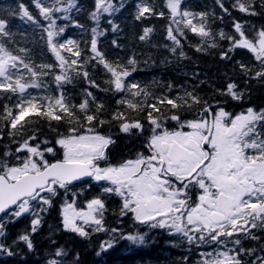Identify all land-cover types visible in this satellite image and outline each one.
<instances>
[{
	"label": "snow or ice",
	"instance_id": "6c2138e0",
	"mask_svg": "<svg viewBox=\"0 0 264 264\" xmlns=\"http://www.w3.org/2000/svg\"><path fill=\"white\" fill-rule=\"evenodd\" d=\"M186 4L187 0H151L141 7L137 0L140 12L134 18L165 21L162 40L167 43L160 47L181 61L190 59L185 44L197 55L212 53L222 78L208 85L212 95L201 91L205 80L191 87L171 78L134 80L140 63L134 53L127 66L119 58L109 66L98 43L81 48L69 29L58 26L52 9L39 17L32 37L22 42L9 30L8 20L0 18V171L12 167V157L17 164H24L21 157L36 162L46 173L44 182L51 180L45 189L50 198L40 201L48 207L61 193L62 205L70 203L69 194L86 197L85 205L95 200L86 218L73 216L69 227L62 216L57 230L82 242L95 237L96 245L89 244L92 264H135L132 258L146 233L136 240L127 235L130 226L167 234L171 247H176L173 237L183 239L185 254L177 264H230L239 244L237 224L244 216L264 222V98L257 104L250 92L253 82L264 88V25H250L251 31H246L245 22L233 18L225 28L223 14L213 11L209 21L206 9ZM216 6L227 12L222 4ZM246 14L257 17L255 11ZM152 34L155 25L148 23L137 39L144 41ZM97 67L104 69L99 83L90 78ZM199 75L197 71L193 78ZM75 80H83L84 88L73 96L69 86L75 87ZM122 145L125 150L117 153ZM66 163L77 165L79 174L67 179ZM137 163L143 170L139 175L132 170ZM89 176L92 182L85 189L66 191ZM103 179L112 181L115 193L105 187L95 197L88 196L86 190ZM157 188L166 195H153ZM105 196L115 206L111 214L119 211V227L111 231L122 239L113 243L100 239L108 232L103 223ZM243 223L256 228L254 222ZM37 231L32 228L34 235ZM128 239L137 247L122 249ZM49 244L53 251L45 254L46 264H61V258L64 264H85L79 250L69 255L56 240Z\"/></svg>",
	"mask_w": 264,
	"mask_h": 264
},
{
	"label": "trees",
	"instance_id": "16d2710c",
	"mask_svg": "<svg viewBox=\"0 0 264 264\" xmlns=\"http://www.w3.org/2000/svg\"><path fill=\"white\" fill-rule=\"evenodd\" d=\"M139 2L143 7L145 4H150L151 0H139ZM217 3L222 4L227 12L222 13L221 8L216 6ZM32 4H35L36 7L33 8ZM136 4L137 0H31V3L30 0H0V18L8 20L9 30L17 33L15 39L22 42L26 36L32 37L34 30L39 26V17L41 15L48 16L47 9H52L58 26L69 29L71 37L80 42L81 48L87 47L89 44L95 48L98 43L99 49L107 57L109 66L116 65V58H119L121 64L127 66L129 54L134 53L136 59L140 61L137 65L136 75L133 77L134 80L146 82L153 77L163 80L171 78L177 83L189 87L199 80H205L206 83L201 86V91L203 94L212 95L213 90L208 85L218 83L222 79L219 75L221 68L218 67V62L213 59V54L197 55L185 44L184 51L190 59L181 61L178 56H171L166 49L160 47L161 44L167 43L162 40L165 21L152 19L150 22L144 20L138 22L134 18L140 12V8H137ZM186 6L198 10L206 9L209 21L213 18V11L216 15L223 14L225 28L233 18L245 22L246 31H251L250 25L258 27L264 25V0H187ZM253 11L257 13L256 18L246 14ZM148 23L155 25V34H152L150 38L145 36L144 41L137 39L141 28ZM113 24L116 25L115 29L112 27ZM189 40L196 43L194 37L189 36ZM113 42L116 43V47H113ZM153 44L156 45L155 48L152 46ZM165 57L167 59L161 64V60ZM99 59L104 62V57H99ZM169 60L171 63L168 62ZM197 71L200 75L193 78ZM103 73L104 69L97 67L95 73H90V78L99 83L104 78ZM73 83L75 87L69 86V91L73 96H76L84 88V82L75 80ZM105 86L101 84V87ZM155 91L158 92L159 89L157 88ZM250 92L251 99L257 104L261 103L264 98V88L253 82L250 85ZM101 98L108 101L107 96ZM124 150L125 146L122 145L117 149V153ZM9 159L12 167H5L0 173H7L13 168L33 163L24 157H21L24 164H17L14 157ZM89 182L92 180L69 185L66 191L69 193L78 192L85 189ZM105 187H111L115 193V189L109 184V181H95L93 188L87 189L86 193L88 196L95 197L96 193ZM49 198L50 194L44 191L28 200L24 211L15 209L0 218V264H26V262L36 259L40 260V264H46L48 257L45 254L53 251L49 244L50 239L56 240L62 252L67 251L69 255L74 250H79L85 264H92L93 255L89 244L95 246L96 238L82 242L70 233L58 232L62 216L65 221L63 210L66 204H61L64 196L61 193L60 196L52 200L51 207L40 203L42 199ZM85 199L86 197H73L70 194L68 196L69 202L75 200L78 207L85 205ZM103 199L108 201L106 196ZM114 207V204L108 201V208L104 213L107 219L103 221L108 227V232L100 237V239L107 237L109 243L122 239L118 233L111 231L113 227H119L116 223L119 211L115 216L111 214ZM41 209H46L47 214L45 215ZM243 220H248L249 223L254 222L256 228L250 229L248 224L243 223ZM33 221H39V225L33 224ZM77 224H81V222L78 221ZM89 224L98 227L92 222ZM34 227H38L35 235L32 232ZM237 227L240 228V232L235 236V239L239 241V244L234 246L237 255H230V264H264V222L252 221L248 216H244ZM49 233H52L51 237ZM145 233L144 242L139 245V251L132 258L135 264H177V258L185 254L186 243L183 239L173 237L176 247H171L166 243L169 240L167 234L159 230L148 231L145 228L137 229L136 226H130L127 235L138 240L139 236ZM21 237H25L23 242H21ZM29 244L33 246L31 250L26 247ZM136 247L137 244L132 239L125 240L121 244L122 249ZM61 264H64L63 258H61Z\"/></svg>",
	"mask_w": 264,
	"mask_h": 264
},
{
	"label": "water",
	"instance_id": "95a60500",
	"mask_svg": "<svg viewBox=\"0 0 264 264\" xmlns=\"http://www.w3.org/2000/svg\"><path fill=\"white\" fill-rule=\"evenodd\" d=\"M64 166H70L65 164ZM46 173L27 174L20 180L9 183L8 180L0 175V215L15 207L19 201L34 195L39 189L49 184L44 182L43 177Z\"/></svg>",
	"mask_w": 264,
	"mask_h": 264
},
{
	"label": "rangeland",
	"instance_id": "374dc122",
	"mask_svg": "<svg viewBox=\"0 0 264 264\" xmlns=\"http://www.w3.org/2000/svg\"><path fill=\"white\" fill-rule=\"evenodd\" d=\"M29 166H31L32 170H28ZM132 170L137 171L138 175L143 171L142 169H140L139 163L135 164V167ZM38 171H39V168L37 167V164L35 162H33L31 165H27L24 167H18L16 170H15V168L12 169V171H10V176L13 179H17L20 175H22L24 173H28V172L34 173V172H38ZM166 178L167 177H165V179ZM99 181H101V180H99ZM109 184L112 185L111 180H109ZM112 187L115 189V186L112 185ZM156 193H157V191H155L152 194L156 195ZM125 195H127V192H125ZM158 195L159 196H165L166 195L163 188H158ZM73 201H74V203H73ZM94 203H95V200H92V201L88 202L87 205H84L82 207H78L77 202L75 200H72L69 204H66L64 207V210H63V214H64V218H65L67 224L71 226V218L75 215H81V216H84L86 218L87 213H88V208L90 206H92ZM24 209H25V206L22 207V210H24Z\"/></svg>",
	"mask_w": 264,
	"mask_h": 264
},
{
	"label": "flooded vegetation",
	"instance_id": "af4514ba",
	"mask_svg": "<svg viewBox=\"0 0 264 264\" xmlns=\"http://www.w3.org/2000/svg\"><path fill=\"white\" fill-rule=\"evenodd\" d=\"M155 191H157L156 195L159 196V195H158V188H157Z\"/></svg>",
	"mask_w": 264,
	"mask_h": 264
}]
</instances>
